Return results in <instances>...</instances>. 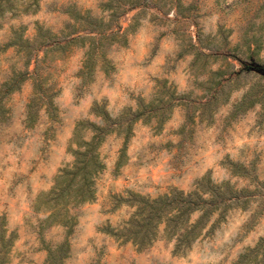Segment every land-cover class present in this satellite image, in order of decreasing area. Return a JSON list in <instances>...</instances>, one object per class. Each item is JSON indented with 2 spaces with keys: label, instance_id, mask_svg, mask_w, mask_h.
Here are the masks:
<instances>
[{
  "label": "rangeland",
  "instance_id": "374dc122",
  "mask_svg": "<svg viewBox=\"0 0 264 264\" xmlns=\"http://www.w3.org/2000/svg\"><path fill=\"white\" fill-rule=\"evenodd\" d=\"M73 14L96 18L105 30L85 29V20ZM20 28L37 47L25 65L18 47L2 46ZM38 41L46 44L36 46ZM235 57L264 63V0H39L34 12L5 13L0 235L10 238L11 264H49L48 250L64 242L68 253L61 264H233L254 247L264 235V118L259 105L234 117L229 112L264 78L242 73L226 84L227 103L219 98L207 105L209 72L222 69L227 77L240 67ZM35 67L47 98L36 97L42 106L27 123ZM19 71L27 72L25 80L7 90L4 84ZM95 103L111 119H125L139 105L152 113L131 124L127 139L115 132L102 139L97 153L104 169L96 179V199L70 208L71 225H48V212L36 198L73 161L76 122L102 123L92 113ZM80 133L83 140L92 135L89 129ZM204 176L245 190L239 194L247 202L209 223L183 253L174 254L173 242L163 235L137 249L103 232L132 211L122 202L112 209L113 194L128 199L131 193L153 198L172 188L191 191Z\"/></svg>",
  "mask_w": 264,
  "mask_h": 264
},
{
  "label": "trees",
  "instance_id": "16d2710c",
  "mask_svg": "<svg viewBox=\"0 0 264 264\" xmlns=\"http://www.w3.org/2000/svg\"><path fill=\"white\" fill-rule=\"evenodd\" d=\"M38 2L39 0H0V18L5 13L15 14L17 10L24 13L28 11L34 12L37 9ZM72 16L74 20H85V23H83L85 24V29L95 30L98 33H102L105 30L101 25V21H98L96 18L89 16L82 18V15L78 14H73ZM39 35L41 37L45 36L43 34ZM69 42L66 41L65 44L67 45ZM36 44V46H41L46 43L38 41ZM2 46L4 48L11 46L18 47V50L24 54V65L29 64L37 48L30 39L26 38L23 33L21 34V28L20 32L15 33ZM40 61L41 59L37 60V62ZM238 62L240 63V67L238 69H231L227 77H224L222 69L211 70L209 72V79L207 81L212 85V91L207 99V105L217 102L219 98H224L220 104L227 103L228 97L225 98V95H227L225 86L229 81L235 80L242 73H254L260 79L264 78V75L259 74L261 71L264 72V63H259L257 59L253 61L255 62L254 64L245 63L241 59H238ZM227 65H231V63H227ZM34 69L35 81L33 92L26 105L27 113L25 120L27 123L33 121L35 115L40 110V106H42L41 104L38 105L36 97L41 95L47 98V92L42 89L40 82H38L41 74H37L36 78V67ZM26 74V71L17 72L8 83L4 84L5 88L7 90L18 89L20 83L25 80ZM215 78H219L218 81H215ZM94 105L92 113L98 116L102 120V123L98 124L84 120L76 122L73 141L76 143L77 149L73 150V161L59 168L54 177L52 187L48 191L38 194L36 198L35 203H39L38 205L48 212L45 218V220H49L48 225L57 223L66 226L71 225L69 222H71L73 217L69 213L70 208L93 202L96 199V179L104 169V163L97 153V147L102 139L112 132L120 134L124 139H127L131 132V124L143 118L145 114L152 113L150 112V108L146 109V106L139 105V109L127 113L129 117L125 119H111L105 111L97 109L96 103ZM256 105L260 106L258 115L263 119L264 82L258 81V84L247 89L242 97L232 104L229 114L231 117H234L237 113ZM44 106L45 110L49 112L52 109L51 101H47ZM0 114H2L1 106ZM153 116L148 115L147 118L149 119ZM162 117V115H159L157 119L161 121ZM82 129H89L91 131L92 135L89 140L81 139L80 131ZM118 165L119 162L116 164V167ZM242 174L245 175L244 173ZM244 191L233 187L228 180L214 183L210 177L204 176L195 182V188L191 191L172 188L167 193L153 198L131 193L128 199L113 194L111 196L113 198L112 209L116 208L117 205L119 206L120 202H122L131 208L132 211L119 226L105 227V229L103 228V232L109 234L120 243L131 242L137 249L148 247L160 235H163L166 239L173 242V253L180 254L190 249L193 243L205 234L207 225L211 223V226H213L223 217L229 208L236 206L245 207L247 199L243 200V197L239 194ZM214 216H217V218L213 221ZM9 242L10 238L7 239L4 235H0V264H11L7 258L10 247ZM67 249L68 245L65 242L53 249H49V264H61V260L67 256ZM233 264H264V235L259 238L254 247L248 248L244 253H241Z\"/></svg>",
  "mask_w": 264,
  "mask_h": 264
},
{
  "label": "water",
  "instance_id": "95a60500",
  "mask_svg": "<svg viewBox=\"0 0 264 264\" xmlns=\"http://www.w3.org/2000/svg\"><path fill=\"white\" fill-rule=\"evenodd\" d=\"M260 73H261L262 75H264V72L261 71Z\"/></svg>",
  "mask_w": 264,
  "mask_h": 264
}]
</instances>
